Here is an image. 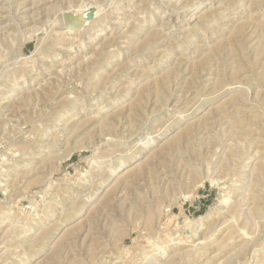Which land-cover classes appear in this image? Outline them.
Listing matches in <instances>:
<instances>
[{"label":"rangeland","instance_id":"1","mask_svg":"<svg viewBox=\"0 0 264 264\" xmlns=\"http://www.w3.org/2000/svg\"><path fill=\"white\" fill-rule=\"evenodd\" d=\"M0 264H264V0H0Z\"/></svg>","mask_w":264,"mask_h":264},{"label":"bare ground","instance_id":"2","mask_svg":"<svg viewBox=\"0 0 264 264\" xmlns=\"http://www.w3.org/2000/svg\"><path fill=\"white\" fill-rule=\"evenodd\" d=\"M88 15H89L88 10L85 9V7H84V9L83 8L77 9V10H75V12H71V11L67 12L66 11L63 17L65 18V24L67 25V27L77 31L81 28L86 27L87 22L89 21ZM63 23H64V21H63ZM69 31H71V30H69Z\"/></svg>","mask_w":264,"mask_h":264},{"label":"water","instance_id":"3","mask_svg":"<svg viewBox=\"0 0 264 264\" xmlns=\"http://www.w3.org/2000/svg\"><path fill=\"white\" fill-rule=\"evenodd\" d=\"M91 16H92V14L91 15L90 14L88 15V17H91Z\"/></svg>","mask_w":264,"mask_h":264}]
</instances>
